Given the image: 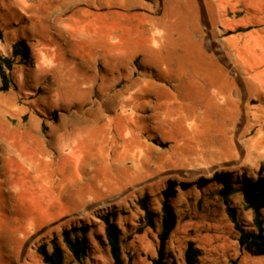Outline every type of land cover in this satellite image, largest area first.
<instances>
[{"label": "rangeland", "instance_id": "rangeland-1", "mask_svg": "<svg viewBox=\"0 0 264 264\" xmlns=\"http://www.w3.org/2000/svg\"><path fill=\"white\" fill-rule=\"evenodd\" d=\"M0 29L2 54L29 50L0 90V264H45L53 239L66 264H114L105 214L124 259L151 264L169 181L179 264L189 241L195 264H264L214 179L264 177V0H0ZM229 200L251 230L241 194ZM75 228L82 262L61 240Z\"/></svg>", "mask_w": 264, "mask_h": 264}, {"label": "trees", "instance_id": "trees-1", "mask_svg": "<svg viewBox=\"0 0 264 264\" xmlns=\"http://www.w3.org/2000/svg\"><path fill=\"white\" fill-rule=\"evenodd\" d=\"M229 33L232 32L229 31ZM2 35V30L0 29V37ZM28 56L29 50L24 40L13 44L10 55H4L0 52L1 91L5 92L12 86L11 70L16 58L19 57L22 62H25ZM214 179L220 183L217 193L223 201L225 211L234 230L238 232L237 241L240 248L247 250L253 255H264V177L261 174L257 178L243 175L232 180L230 173L216 172ZM173 193V183L169 181V186L164 191V199L161 204L162 215L160 218V229L157 233L156 255L150 259L151 264H179L167 251L168 240L177 222L176 215L169 202V198ZM235 193L241 194L245 208L250 209L253 213L251 230L247 231L244 229L237 208L229 200V197ZM140 202L142 207L146 209L148 225L155 227L154 214L147 210L145 199ZM101 219L104 223L105 241L114 264H132L131 257L128 260L123 257L121 231L112 216L105 214L101 216ZM61 240L72 258L79 262H82L90 253L89 239L85 232H80L78 228L63 230L61 232ZM37 250L45 264H66L64 261V248L55 239L51 242V249H48L46 244H42ZM200 254L201 250L194 242L189 241L184 251L185 263L195 264ZM233 264H236V262L233 261Z\"/></svg>", "mask_w": 264, "mask_h": 264}, {"label": "crops", "instance_id": "crops-1", "mask_svg": "<svg viewBox=\"0 0 264 264\" xmlns=\"http://www.w3.org/2000/svg\"><path fill=\"white\" fill-rule=\"evenodd\" d=\"M232 32V31H231ZM227 33H229V31H227Z\"/></svg>", "mask_w": 264, "mask_h": 264}]
</instances>
